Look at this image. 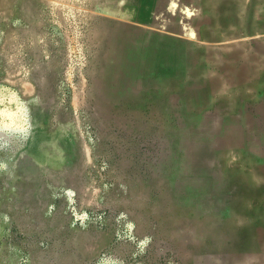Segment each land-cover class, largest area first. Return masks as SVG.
Instances as JSON below:
<instances>
[{"label": "rangeland", "instance_id": "rangeland-1", "mask_svg": "<svg viewBox=\"0 0 264 264\" xmlns=\"http://www.w3.org/2000/svg\"><path fill=\"white\" fill-rule=\"evenodd\" d=\"M22 1L0 0V264H264L262 231L253 237L257 252L237 260L223 253L248 223L230 210L215 216L201 203L200 179L185 173L183 151L168 142L163 115L125 106L134 124L120 126L115 114H98L89 0H36L33 16ZM232 1L238 23H222L220 15L208 21L192 9V35L174 37L201 72L189 79L216 81L206 97L210 124L219 130L222 117L249 115L242 149L216 151L208 172L217 182L228 173L249 175L264 190V172L256 176L253 167L264 164V120H257L264 77L238 87L223 71L236 52L264 59V0ZM189 114L199 116L197 109ZM191 126L199 140L203 128ZM189 128H176L172 141L184 140ZM57 149L66 163L44 162ZM248 207L252 221L261 222L264 200Z\"/></svg>", "mask_w": 264, "mask_h": 264}, {"label": "bare ground", "instance_id": "bare-ground-1", "mask_svg": "<svg viewBox=\"0 0 264 264\" xmlns=\"http://www.w3.org/2000/svg\"><path fill=\"white\" fill-rule=\"evenodd\" d=\"M22 3L32 16L34 8L41 5L36 0H23ZM237 6L232 0H89L93 13L88 21L89 42L96 51L92 91L98 114L102 117L115 114V124L133 125V120L126 118L122 109L138 103L164 116L168 142H173L172 148L177 145V150L183 151L187 169L185 173L193 175L197 182L200 179L201 203L212 208L215 216L221 213L224 215L230 210L248 223L245 230H237L230 241H227L229 243L225 245L223 253L229 255V260H237L245 252H257L258 247L253 237L258 231L264 233V211L259 213L262 221L253 222L254 213L248 204L264 200V190L257 188L255 180L249 175L224 173V181L217 182L208 172L206 164L216 151L225 147L242 149L246 135L242 125L247 123L249 115L243 113L222 117L218 121L219 130L213 126L214 122L210 124L211 115L205 109L206 97L209 86L216 84V81L189 79L201 72L193 68V52L174 35H192L191 26L197 23L192 9L202 11L208 16V21L211 19L209 16L220 15L217 19L229 24L238 23L235 10L240 11V8ZM179 11L184 15L181 19H178ZM260 12V25H264V5ZM115 17L144 26L117 21ZM261 49L264 50V47ZM233 58V63L223 67L226 81L232 85L247 86L264 77V59L239 52L233 54ZM224 84L222 88L225 87ZM239 106L242 112L246 109L242 102ZM196 109L199 116L191 118L189 113ZM257 120H264V108L259 110ZM195 124L203 128L204 134H200L199 140L191 137V132H194L191 125ZM135 125L141 127V122H136ZM188 127L190 133L184 140L174 143L172 138L177 135L175 129L186 130ZM214 138L216 144H208ZM67 158L57 149L52 160L47 156L44 162L50 161L51 164L62 166ZM30 165L35 163L31 162ZM253 167L256 176L264 172L262 162ZM181 186L177 184L176 188L179 190ZM229 191L232 192L230 197L226 194ZM243 249L246 250L242 251Z\"/></svg>", "mask_w": 264, "mask_h": 264}]
</instances>
